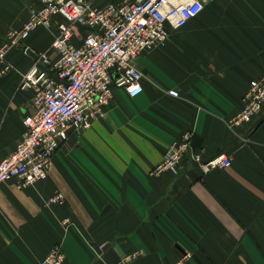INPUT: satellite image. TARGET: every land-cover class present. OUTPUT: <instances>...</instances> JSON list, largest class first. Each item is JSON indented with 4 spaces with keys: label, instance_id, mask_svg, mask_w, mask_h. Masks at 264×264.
<instances>
[{
    "label": "crops",
    "instance_id": "1",
    "mask_svg": "<svg viewBox=\"0 0 264 264\" xmlns=\"http://www.w3.org/2000/svg\"><path fill=\"white\" fill-rule=\"evenodd\" d=\"M204 3L164 46L136 60L143 92L114 88L91 128L60 146L46 180L23 188L15 178L0 183V264H40L56 244L66 264H120L138 251L130 264H167L187 252L189 264H264V118L230 127L250 82L264 74V0ZM40 5L0 0V47ZM55 31L38 27L7 53L0 159L24 137L34 90L20 85L40 53L57 58ZM188 130L205 159L228 154L232 165L154 174ZM57 193L64 201L47 205Z\"/></svg>",
    "mask_w": 264,
    "mask_h": 264
},
{
    "label": "built area",
    "instance_id": "2",
    "mask_svg": "<svg viewBox=\"0 0 264 264\" xmlns=\"http://www.w3.org/2000/svg\"><path fill=\"white\" fill-rule=\"evenodd\" d=\"M205 0H121L97 6V0H40L19 29L8 32L0 47V77L11 68L7 53L38 27H56L51 49L38 55L22 79L20 88L34 90L33 110L24 116L25 133L16 148L0 159V183L15 178L20 188L49 176L52 160L72 134L91 128L94 119L112 99L113 89L124 88L130 96L144 90L143 75L136 60L144 52L164 46L171 31L184 27L202 11ZM61 17L63 21H55ZM26 48V47H25ZM179 97L180 93L169 90ZM242 110L230 127L243 126L262 115L264 118V74L252 80L244 96ZM194 131L188 130L165 151L153 173L181 174L188 164L209 173L232 165L228 154L205 159L194 146ZM57 193L47 205L61 204ZM126 255L120 264H130L140 255ZM190 253L167 264H188ZM40 264H66L61 244L54 245Z\"/></svg>",
    "mask_w": 264,
    "mask_h": 264
},
{
    "label": "rangeland",
    "instance_id": "3",
    "mask_svg": "<svg viewBox=\"0 0 264 264\" xmlns=\"http://www.w3.org/2000/svg\"><path fill=\"white\" fill-rule=\"evenodd\" d=\"M50 206V205H49ZM140 252V251H139ZM187 253H190V252H187ZM191 254V257H190V259L192 258V253H190ZM184 255V254H183ZM190 259H189V262H190ZM178 260V259H177ZM176 260V261H177ZM175 262V261H174ZM189 262H188V264H189ZM172 263V262H171Z\"/></svg>",
    "mask_w": 264,
    "mask_h": 264
},
{
    "label": "water",
    "instance_id": "4",
    "mask_svg": "<svg viewBox=\"0 0 264 264\" xmlns=\"http://www.w3.org/2000/svg\"><path fill=\"white\" fill-rule=\"evenodd\" d=\"M32 53V52H31Z\"/></svg>",
    "mask_w": 264,
    "mask_h": 264
}]
</instances>
